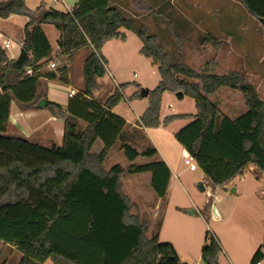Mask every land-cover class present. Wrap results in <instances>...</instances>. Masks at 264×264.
Returning <instances> with one entry per match:
<instances>
[{
    "label": "trees",
    "instance_id": "1",
    "mask_svg": "<svg viewBox=\"0 0 264 264\" xmlns=\"http://www.w3.org/2000/svg\"><path fill=\"white\" fill-rule=\"evenodd\" d=\"M235 1L248 16L264 22V0ZM133 6L149 13L144 0H134ZM42 14L40 8L30 12L24 0H0V19L17 15L29 20L21 46L29 56L25 64L14 65L0 49V242L22 255L18 264H183L171 244L159 243L156 234L146 237L147 223L131 213V204L121 190L124 170L119 165L107 172L102 169L118 142L130 163L157 153L154 149L138 153L128 146L124 120L110 112L123 98L121 89L126 85L114 89L102 105L93 100L98 80L105 75L101 47L110 40L124 41L122 30L141 42L139 54L156 67L159 81L148 91V106L138 125L156 129L190 117L192 122L174 138L213 188L227 187L250 168L256 178L264 174V100L240 72L215 75L204 69L198 73L181 62L172 63L155 37L124 18L109 0H77L71 12L49 9ZM41 24L58 32V55L52 54ZM201 45L217 50L220 41L206 34ZM83 47L90 48L83 63V94L72 96L65 112L57 104H45L52 116L63 120L61 146L44 148L5 135L11 101L35 109L40 79L65 83L67 63ZM59 56L54 71L41 72ZM221 89L239 92L246 112L235 118L222 114L209 100ZM176 92L193 101L195 114L161 120L162 95ZM78 120L85 122V128ZM98 139L104 148L93 154L91 147ZM142 173L151 174V189L163 199L169 180L165 165L153 162L127 169L128 175ZM220 252L218 242L206 235L201 262L218 264ZM263 259L264 235L250 263Z\"/></svg>",
    "mask_w": 264,
    "mask_h": 264
},
{
    "label": "rangeland",
    "instance_id": "2",
    "mask_svg": "<svg viewBox=\"0 0 264 264\" xmlns=\"http://www.w3.org/2000/svg\"><path fill=\"white\" fill-rule=\"evenodd\" d=\"M156 1L149 0L147 5L149 13L140 12L135 8L130 9L128 14L125 8L124 10L121 8L119 13L124 18L131 19L137 26H143L148 35L154 36L172 63L181 62L198 73L204 69L215 75L229 71L240 72L244 74L246 82L255 88L258 97L264 100V22L246 15L243 9H240L242 17L229 14L221 6L224 3L227 5L226 0H161L160 3ZM50 8L66 12L60 3L50 5ZM122 32L127 35L126 43L119 41L107 43L103 55L112 58V66L119 70L117 81L126 85L125 90L121 89L126 100L122 98L115 106V111L138 125L137 105L133 99L128 102L127 98H131L133 93H139L141 89L153 90L159 76L151 61L139 54L141 42L136 36L128 31ZM206 34L220 41L217 50L201 45ZM19 50L18 45L10 50L14 54V59L17 58ZM52 63L55 64V68L59 66L58 60H52ZM106 69L109 71L110 66ZM63 86L67 87L62 84ZM71 86L78 92L77 82L73 81ZM113 90L111 85L100 83L93 94L102 102ZM61 91L65 92V89ZM209 100L229 118L246 112L242 96L237 91L221 89L210 96ZM142 103L147 104V101L143 100ZM160 114L165 117L192 116L195 114V108L193 101L188 97L178 99L175 94L164 93ZM191 122L192 119L188 117L173 121L165 128L158 127L139 133L140 135L138 133L133 135L132 145L135 151L140 153L157 147L160 159L156 155L152 160L137 158L130 163L123 157L117 143L108 153L102 169L107 172L112 166L119 165L124 170L120 179L122 193L131 204V213L137 214L147 223L149 230L148 234L146 233L147 238L158 231L160 243L173 244L178 253L188 251L194 263L207 235L218 242L221 249V264H228L223 259V254H226L233 264H249L252 251L256 249L255 241L262 231L264 197L258 194V190L264 187V181L259 183L249 169L242 177L222 190L209 184L206 187L202 172L198 168L189 171L183 164L179 145L174 138L177 132ZM155 159V162L167 160L174 177L165 197L161 199L157 209L152 211L157 196L151 185L146 178H133L128 175L127 169L132 165H142ZM200 183L205 188L204 192L198 189ZM232 188L234 190L236 188V191L230 192ZM211 208L218 210L222 220L215 222L209 219ZM190 211H193L192 215L189 214ZM16 258L15 251L0 243V264L4 260L7 264H13Z\"/></svg>",
    "mask_w": 264,
    "mask_h": 264
},
{
    "label": "crops",
    "instance_id": "3",
    "mask_svg": "<svg viewBox=\"0 0 264 264\" xmlns=\"http://www.w3.org/2000/svg\"><path fill=\"white\" fill-rule=\"evenodd\" d=\"M24 1H25V6L27 7V9L30 12H35L38 8H40L44 13V12H47L49 9H51L50 8V5H51L50 0H24ZM144 1H145L146 5L149 4V0H144ZM160 1L161 0H157L156 2L160 3ZM226 1H227V5H226V3H224V4H221V6L223 8H225L229 14H232L233 16L236 15L239 17L243 16V14L240 10V9H242V7L235 0H226ZM133 2H134V0H109V5L113 8H115L117 11H119V9H121V8H122V10H124V8H125L126 9L125 12L128 14V11L130 9L134 10L133 9L134 8ZM58 3H60L65 8V11H66L65 13H68V12H71L73 7L76 5L77 0H61ZM32 6H34V7H32ZM28 21H29L28 18L17 16V15H11L7 19H0V35L2 36L1 37L2 39H0V42L3 39H10L14 42V47L10 48L8 51H4L1 49L2 51H4L7 54L8 60H11V61L15 60L14 54L10 50L15 49L16 45H18V47H20V49H21L22 42H23V28ZM49 27L52 28V30ZM40 29L42 30V32L44 33L45 37L48 40V43L51 47L52 54L58 55L59 54V48L57 45V41H58V37H59L58 32L51 25H48V24H41ZM46 29H47V31H46ZM124 36H125L124 41L110 40V41L105 42L103 44V46L101 47L100 54H101V57L103 58V60L105 61V66H104L105 67V75L103 78L98 80V84H100V83L101 84H109V85H111V87L113 89L119 88V86L122 85L116 79L117 75L119 73V70L112 66V63H111L112 58L103 55V50H104L105 45H107V43H110V42H118L119 41V43L125 44L127 41V35L124 34ZM140 49H141V47H140ZM89 53H90L89 47H83V48H81L75 52L72 61L67 63V72H66L65 83L59 82L57 80L49 81V80L41 78L39 81V84L37 86V91H36L37 99L40 100V99L44 98L46 100V102L57 104L62 108L63 112H65L68 108V105H69L70 99H71V97H68L69 91L73 90L75 92L73 96L78 95V94H83V91H84L83 74H82L83 63H84L85 59L87 58V56L89 55ZM59 58H61V57L59 56V57L53 58V60H57ZM62 59L64 60L65 58L62 57ZM50 63H52V61L48 62L43 67V69L41 70L42 73L54 71V68L50 69L48 67V65ZM108 66H110L109 71H107V69H106ZM106 72H107V74H106ZM73 81L77 82L79 85L78 92H76L77 90L72 89L71 83ZM62 84H64L67 87L66 88H64V86L62 87ZM62 89H65V92H62L61 91ZM80 90H82V91H80ZM134 94L135 93L132 94L131 98H129V99L127 98V100H128V102H130L129 100L133 99L134 104L137 105V112H138L137 113V122H139V117L142 115V113L145 111V109L148 106V100H147V98H140V97L139 98H133ZM110 95H111V93H108L106 98L102 102L99 101V99H96L94 97L95 94H93L92 97H93V100L97 104L102 105ZM163 95H162V97H163ZM122 96L126 100L123 93H122ZM162 97H161V102H162ZM136 99H143V100L147 101V104H143L144 103V102L142 103L143 100L138 101ZM110 112L113 113L114 115L120 117L122 120H124V122H125V127H124L125 140H126L128 146H130L132 149H134V147L132 145L133 135L136 133L139 134V133L145 132L147 130H151V129H145L143 127H140L139 125H137V123L136 124L131 123L127 119V117L118 114L115 111V107ZM160 116H161L160 117L161 120L165 118V116H163L161 114H160ZM180 120H183V119H180ZM175 121H177V120H175ZM78 123L81 126V128H85V126H86L85 122L78 120ZM63 127H64L63 120L52 116L51 113L48 110H46L45 108L44 109H32L30 107V105L18 104L15 101H11L10 108H9V117H8V121L6 124L5 135L11 136V137L22 138V139H24L30 143L37 144V145L42 146L44 148H49L51 146L59 147V146H61V143H62ZM116 145H117V143H116ZM118 147H120V143H119ZM178 147H179V154L182 158V155L187 153V152L185 150H183L180 146H178ZM103 148L104 147H103L102 142L98 139L93 143V145L91 147V153L99 154L103 150ZM154 150H156V153H157L156 155H158V158L160 159L161 157H159L160 153L158 151V148L156 147V149L154 148ZM122 155H123V152H122ZM123 157H125V156L123 155ZM148 160H152V158H149ZM155 161H156V159L154 161H150V162L144 163L142 165L151 164V162L153 163ZM161 161L165 165V167L169 173V180H168V186H169V184L171 183L172 177H174L173 171L171 169V165H169L167 160L161 159ZM137 166H139V165H137ZM250 172H252V168H250ZM262 175H264V174H262ZM262 175H261V177L256 178L259 183H263L262 181H264V177H262ZM131 176L133 178L134 177L135 178H138V177L146 178L148 180V184H150V180H151V174L150 173H142V174L131 175ZM236 179H238V178H236ZM235 180H233V183ZM207 184H208V182L206 181V183L204 185L207 187L208 186ZM168 186H167V188H168ZM222 189L223 188H221V190ZM166 191H167V189H166ZM235 191H236V188H235ZM258 194L260 196L264 197V187H262L258 190ZM217 198H218V200H220L219 196ZM156 200L157 201H156L155 206L152 209V211H155L157 209V205L159 204V202L162 201L158 197H156ZM215 210H216L217 214L219 215V219L216 220L215 222H219L220 220H222V217L220 216V213L218 212V210L216 208H215ZM224 214H226V213H223V215ZM154 215H155V213L153 214V217H154ZM261 224H262V227H261L262 231H261V233H259L258 240L255 241V248L256 249L255 248H254L255 250L253 249L254 251H252L253 252L252 256L255 253V251L258 249V247L260 246V244L262 242L263 235H264V211H263L262 217H261ZM148 232H149V230L147 229V234H148ZM157 234H158L157 240L159 242V233H157ZM149 238H151V237H149ZM0 243L3 246L8 247L10 250L15 251V253L17 254V258H16L15 262H13V264H18V262L22 258V255L14 247L7 245V244H3L2 242H0ZM203 244L204 243H202V245H201V249H202ZM171 245L173 246L174 250L176 251L175 246L173 244H171ZM176 253L179 256L180 262L183 264H191V263L192 264H201V260H200L201 250H200L198 256L196 257L197 259L194 263L191 261L192 258H191V255L189 254L188 251H182L181 253H178L176 251ZM223 253H225V252L223 251ZM223 255H224L223 259H225V261H227L228 264H233L232 260L226 254H223ZM188 262H191V263H188ZM250 262H251V259H250ZM259 262H261V264H264V259L259 261ZM1 264H7V262H5V260H4ZM44 264H53V263L50 261H46ZM218 264H221L220 253L218 255ZM249 264H251V263H249Z\"/></svg>",
    "mask_w": 264,
    "mask_h": 264
},
{
    "label": "built area",
    "instance_id": "4",
    "mask_svg": "<svg viewBox=\"0 0 264 264\" xmlns=\"http://www.w3.org/2000/svg\"><path fill=\"white\" fill-rule=\"evenodd\" d=\"M59 1H61V0H50V3H51V5H54V4L58 3ZM1 37L2 36L0 35V39H2ZM13 47H14V42L10 39H3L0 42V49H2L4 51H8L10 48H13ZM48 67L50 69H53V68H55V64L50 63L48 65ZM26 74L30 75V70H27ZM74 93L75 92L73 90H70L68 93V97H72L74 95ZM182 159H183V164L188 167L189 171H195L197 169V165H196V163H195V161L191 155H189L188 153H185L182 155ZM209 219L211 221H216L219 219V215L217 214L215 208H211V214L209 215ZM256 264H261V262H257Z\"/></svg>",
    "mask_w": 264,
    "mask_h": 264
},
{
    "label": "water",
    "instance_id": "5",
    "mask_svg": "<svg viewBox=\"0 0 264 264\" xmlns=\"http://www.w3.org/2000/svg\"><path fill=\"white\" fill-rule=\"evenodd\" d=\"M46 13L47 12H44L42 14V16L46 15ZM28 57H29L28 53L24 49L21 48L19 50V54H18L17 58L14 60V65L20 66V65L25 64V62L27 61ZM148 91L149 90H147V89H141L139 91V97L140 98H146L147 95H148ZM175 96L178 99H182L183 98V95H182L181 92H176ZM45 104H46V100L44 98H42V99H40V100H38L36 102V104L34 105V108L35 109H44L45 108ZM198 189H199L200 192H204L205 191V188H204L202 183L199 184ZM234 191L235 190L233 188L230 190V192H234ZM189 214L192 215L193 211H190Z\"/></svg>",
    "mask_w": 264,
    "mask_h": 264
}]
</instances>
